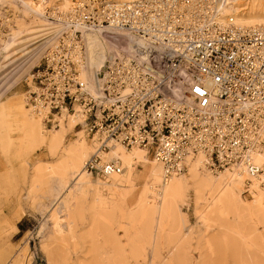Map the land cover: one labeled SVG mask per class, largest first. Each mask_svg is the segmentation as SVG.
Segmentation results:
<instances>
[{
  "label": "built area",
  "instance_id": "built-area-1",
  "mask_svg": "<svg viewBox=\"0 0 264 264\" xmlns=\"http://www.w3.org/2000/svg\"><path fill=\"white\" fill-rule=\"evenodd\" d=\"M75 7L26 77V97L47 125L79 112L101 145L85 169L102 178L121 174L104 159L109 140L140 145L162 163L164 177L185 170L202 152L212 171L244 162L264 186V25L220 19L224 0H74ZM130 33L133 51L110 56L91 91L81 77L82 29ZM83 126L79 123L77 127ZM248 189V188H247Z\"/></svg>",
  "mask_w": 264,
  "mask_h": 264
},
{
  "label": "rangeland",
  "instance_id": "rangeland-1",
  "mask_svg": "<svg viewBox=\"0 0 264 264\" xmlns=\"http://www.w3.org/2000/svg\"><path fill=\"white\" fill-rule=\"evenodd\" d=\"M240 4L264 12V0H241ZM45 19L50 21L29 11L22 0H0V264H97L99 260L102 264H264V215L252 208L253 195L245 190L247 186L238 193L243 209L227 212L225 218L215 214L207 221L203 217L212 195L210 191L197 195L189 180L190 196L179 203L184 221L178 225L170 216L159 224L157 214L141 210L146 203L134 208L143 188L137 180L123 198L115 194L118 206L109 204L110 210L94 224L90 207L94 185L82 192L75 168L68 164L67 175L57 168L66 146L81 136L79 121L70 126L69 119L53 127H67L53 146L50 131L43 141L27 133L20 112L25 79L39 55L15 61L8 55L14 51L9 52L6 45L14 34L18 40ZM83 79L93 85L92 80ZM84 135L91 144L92 135L85 131ZM148 156L153 158L152 150ZM185 174L191 177L188 168ZM132 208L137 210L133 215Z\"/></svg>",
  "mask_w": 264,
  "mask_h": 264
},
{
  "label": "bare ground",
  "instance_id": "bare-ground-1",
  "mask_svg": "<svg viewBox=\"0 0 264 264\" xmlns=\"http://www.w3.org/2000/svg\"><path fill=\"white\" fill-rule=\"evenodd\" d=\"M121 1L131 2L135 0ZM22 2L27 6L29 11L42 16L46 15L50 20L46 21L45 19L43 23L30 28L25 35L18 37V40L17 35L14 34L13 38L10 39V43L6 45V49L9 47V50L7 49L9 52L12 50L14 51L12 54L10 53L8 55L10 57H15V61L18 59L21 60V58L28 55L38 53L37 55L39 56L36 63L31 67L32 69L40 61L43 51L51 41L54 33L60 29L59 26L61 24L55 21V19H65L66 16L73 11L75 1L22 0ZM240 3L241 0H224L219 8L221 12L220 19L225 22L227 18L229 19L230 17L233 19V22L243 26L264 25V12L245 9ZM48 7L52 8H49V11H47ZM82 30L85 49L83 55L84 61L81 64V76L87 80L93 81V85H91L83 79L90 87L89 89L95 91L97 88V74L102 70L106 60L110 56L121 54L122 50H135L136 45L141 44L142 40L130 33L111 34L114 32L103 29L83 28ZM112 37L117 38L113 39ZM120 37L123 38V42H120ZM113 40L117 41V44H114ZM24 94V101L19 102L20 112H22V115L24 114L26 123L25 129L32 137H35L34 135H39L41 141H43V139L45 140L48 138L47 132L50 131V143L54 146L59 142L60 137L64 135L67 127L65 125H61L59 129L53 127H59L61 121H68L69 119L70 126H74V124L76 125L78 121L79 123H83V126H81L83 130L79 132L81 133V136L69 146H66L65 151L67 153L57 161V168L60 169L63 174L67 172L68 164L75 168L73 174H76L75 172L78 171L77 185L82 192L94 185L95 194L91 201L92 203L90 204L94 224L99 223L101 217L110 210L108 206L109 204L118 206L115 194L118 193V195L120 194L123 198L125 196V191L129 189V187H132L137 180H141L143 188L142 192L137 196L136 202L134 201V208H136V206L140 207L142 204L146 203L141 210L146 214L148 212L151 216L157 214L159 216V224H161L166 217L170 216L176 218L178 225L184 221V217L179 209V203L183 202L184 199L189 198L190 196L188 188L189 180H193L195 193L197 195H200L203 191H210V194L212 195L211 206H209L206 216L204 215L205 218L203 217V219H206L207 221L211 220L212 216H215V214H219L220 216H218L220 218H225L223 216L226 215L227 212L239 211L241 208L243 209L244 207L242 205L245 203L240 202L239 191H241L244 186H247L245 187V190L251 191L250 193L253 195L252 208H254V211L258 214L260 213L261 215H264V186L259 177L249 173L244 162L226 166L224 169L215 172L205 165V155L200 152L194 156L190 155L186 159L185 163L187 167L185 170L188 168V174L191 175V177L188 178L187 174H185V170H183L166 180L162 163H160L155 156L149 158L148 154L151 150L140 145L127 147L117 140H109L108 145L110 148L101 152V155L106 160L112 158L120 160V163L124 168L123 172L121 174H112L105 179L89 173L85 169V163L98 151L102 140L99 134L96 133L92 135V143L89 144L85 136L86 134L84 135V131L86 133L88 132L85 127L84 116L79 112V107H76L75 112L63 110L60 114H56L55 117L59 121L58 125L50 126L53 129L49 130L45 126V124L47 125L45 116L49 109L46 108L45 113L37 112L29 103L25 92ZM28 140L30 139L27 138V141ZM91 149L93 150L90 152ZM254 161L259 164L264 163V152L256 153ZM148 163L152 164L150 168L148 167ZM139 165H142L144 168L138 169ZM138 171H140V175ZM94 177L96 180H92ZM147 201L149 202L147 203ZM146 205L148 208H146ZM76 209L77 211L81 210L80 204L76 205ZM136 211L137 210L132 208L129 213L133 215ZM99 261L97 264H102L101 262L103 261Z\"/></svg>",
  "mask_w": 264,
  "mask_h": 264
},
{
  "label": "crops",
  "instance_id": "crops-1",
  "mask_svg": "<svg viewBox=\"0 0 264 264\" xmlns=\"http://www.w3.org/2000/svg\"><path fill=\"white\" fill-rule=\"evenodd\" d=\"M20 222H21V220H20ZM22 225H24V223H22ZM19 227V226H18ZM19 231H20V228H19Z\"/></svg>",
  "mask_w": 264,
  "mask_h": 264
}]
</instances>
